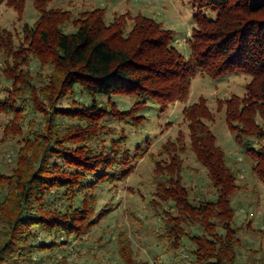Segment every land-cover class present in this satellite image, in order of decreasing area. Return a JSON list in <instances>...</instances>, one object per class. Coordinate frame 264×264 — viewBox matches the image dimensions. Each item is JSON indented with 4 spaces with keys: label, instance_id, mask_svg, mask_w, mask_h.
I'll list each match as a JSON object with an SVG mask.
<instances>
[{
    "label": "trees",
    "instance_id": "trees-1",
    "mask_svg": "<svg viewBox=\"0 0 264 264\" xmlns=\"http://www.w3.org/2000/svg\"><path fill=\"white\" fill-rule=\"evenodd\" d=\"M32 1L39 17L22 33L0 26V145L13 142L16 152L9 172L0 163V264H63L73 242L113 211L115 194L107 195L144 158L147 148L134 133L150 111L164 114L186 100L200 74L251 78L245 94L221 102L264 183V0H189L197 12L187 55L175 30L143 12L108 21L105 7L75 15L51 0ZM3 4L21 18L26 0ZM120 96L133 104L122 108ZM184 111L188 131L152 158L148 197L162 223L157 236L170 251L185 249L191 264H252L242 258L241 235L252 223L239 224L233 204L241 170L218 143L217 113L205 96ZM190 152L207 170L211 195L185 183ZM128 236L111 238L124 264H162L160 256H139Z\"/></svg>",
    "mask_w": 264,
    "mask_h": 264
},
{
    "label": "rangeland",
    "instance_id": "rangeland-1",
    "mask_svg": "<svg viewBox=\"0 0 264 264\" xmlns=\"http://www.w3.org/2000/svg\"><path fill=\"white\" fill-rule=\"evenodd\" d=\"M50 6L68 9L75 15L83 10L105 7L108 11V21H112L118 13L124 14L128 11L131 17H134L143 12L162 22L165 27L175 30L177 39L175 44L185 55L189 54L187 41L194 26L193 15L197 12L189 0H51ZM23 10L22 17L19 18V12L15 9L5 4L1 5L0 26L22 33L25 23H34L39 17L32 0H26ZM67 29L71 31L73 27L70 25ZM193 80L192 91L186 100L175 102L164 114L158 110L150 111L145 128L134 133L142 139L143 146L147 148L144 158L138 159L136 172L127 181L118 185L119 191L107 195L108 199L115 194L113 211H110L102 223L96 225L88 235L73 242V249L70 250L72 253L63 264H124L115 241H111L112 235L117 231L128 234L139 256L146 260L153 262L160 256L162 264H191L189 253L185 249L181 252L170 251L168 245L157 236L162 229V223L149 204L148 196L153 190L150 185L153 156L167 139L175 138L181 130L188 131L184 110L202 96L208 98L209 105L217 113L213 131L218 137V143L225 148L229 163L235 164L241 170L239 179L241 189L237 191L233 204L237 207L238 223L243 225L251 221L253 229L241 231L245 245L242 249V258L251 261L252 264H264V183L254 174L250 156L242 149L235 133L230 130L221 102L231 94L240 96L245 94L251 78L245 73L221 75L219 78L200 74ZM117 100L122 108L128 109L133 104L130 97L120 96ZM222 107L223 111L219 112ZM5 120L0 114V134ZM147 139L150 143L146 144ZM255 147H258V143ZM14 150L13 142L0 145V163L5 172H9L14 164L16 154ZM194 156L190 152L186 157L185 183L211 195L213 188L207 170ZM67 252L69 251L65 253ZM160 260L158 259L159 262Z\"/></svg>",
    "mask_w": 264,
    "mask_h": 264
}]
</instances>
